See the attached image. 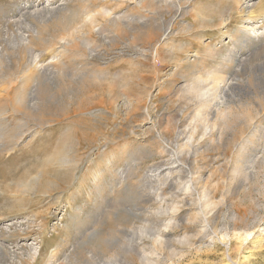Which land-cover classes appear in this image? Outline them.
I'll return each mask as SVG.
<instances>
[{
	"label": "rangeland",
	"instance_id": "obj_1",
	"mask_svg": "<svg viewBox=\"0 0 264 264\" xmlns=\"http://www.w3.org/2000/svg\"><path fill=\"white\" fill-rule=\"evenodd\" d=\"M0 264H264V0H0Z\"/></svg>",
	"mask_w": 264,
	"mask_h": 264
},
{
	"label": "bare ground",
	"instance_id": "obj_2",
	"mask_svg": "<svg viewBox=\"0 0 264 264\" xmlns=\"http://www.w3.org/2000/svg\"><path fill=\"white\" fill-rule=\"evenodd\" d=\"M213 97V96H212ZM206 104H208V103H206Z\"/></svg>",
	"mask_w": 264,
	"mask_h": 264
}]
</instances>
